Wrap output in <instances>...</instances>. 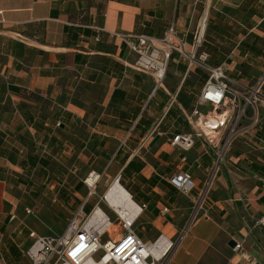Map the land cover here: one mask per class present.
Returning <instances> with one entry per match:
<instances>
[{
    "label": "crops",
    "instance_id": "obj_1",
    "mask_svg": "<svg viewBox=\"0 0 264 264\" xmlns=\"http://www.w3.org/2000/svg\"><path fill=\"white\" fill-rule=\"evenodd\" d=\"M198 15V0H0V264H31V232L61 234L81 207L92 210L83 182L92 171L98 188L120 176L121 192L145 205L135 228L175 243L168 264H249L230 239L264 264L253 219L264 214L263 109L216 168L209 217L183 236L215 157L202 137L187 151L169 141L195 133L188 117L208 73L174 55L156 87L114 35L159 36L175 24L191 38ZM207 18V62L249 88L264 71V0H211ZM180 170L196 180L189 194L169 182Z\"/></svg>",
    "mask_w": 264,
    "mask_h": 264
},
{
    "label": "built area",
    "instance_id": "obj_2",
    "mask_svg": "<svg viewBox=\"0 0 264 264\" xmlns=\"http://www.w3.org/2000/svg\"><path fill=\"white\" fill-rule=\"evenodd\" d=\"M96 28L103 30L101 27ZM198 30L193 32L191 42L188 32L180 31L175 24L168 25L159 36L136 32L114 33L136 54L134 68L151 73L156 87L163 85L174 55L187 61L188 66L198 65L208 73L197 107L188 117L195 133H179L169 141L171 145L187 151L193 147L195 136L202 137L215 157L203 186L193 199V211L182 230L184 234L199 219L209 217L206 200L216 176V168L224 160L234 138L241 131L249 132L256 128L260 124V111H264V71L253 85L241 89L222 65L212 66L207 62L209 54L202 50L204 35L200 37ZM249 111L252 112L250 124L239 126ZM120 179V176L116 178L117 181ZM169 179L176 189L186 194L191 193L197 185L195 178L184 170L176 172ZM100 180L101 174L95 171L83 179L89 197L98 193ZM103 200L107 202L104 194L98 203L101 204ZM108 205L115 213L114 219L103 207L107 214H103L101 221H91L96 205L88 213L81 207L61 234L39 235L31 232L32 243L26 250L31 264H168L175 243L170 241L162 244L161 238L145 241L135 228V221L145 205L138 204L140 209L134 216L121 214ZM253 219L254 226L264 228V214ZM113 226L120 228L116 237L109 231ZM154 249L161 251L159 255L153 253ZM233 250L249 264H256L255 258L245 250L243 242L236 241Z\"/></svg>",
    "mask_w": 264,
    "mask_h": 264
},
{
    "label": "bare ground",
    "instance_id": "obj_3",
    "mask_svg": "<svg viewBox=\"0 0 264 264\" xmlns=\"http://www.w3.org/2000/svg\"><path fill=\"white\" fill-rule=\"evenodd\" d=\"M211 0H208L207 2V9L206 12L203 13L200 22H199V30L200 37L204 35L205 28L207 25V17H208V7L210 5ZM119 181L115 180L113 183L107 188L104 195L106 197L107 202L117 209L118 212L121 214H129L131 216H134L138 209H140L138 206L136 207L120 190ZM127 212V213H126ZM103 214H107L103 207H100L98 204L96 205V211L91 216V221L98 222L101 221ZM110 231V230H109ZM165 239V238H164ZM166 240V239H165ZM163 241V240H161ZM167 241L166 243H168ZM165 243L164 241L162 244ZM163 251V250H162ZM161 251L154 249L153 253L156 255H159Z\"/></svg>",
    "mask_w": 264,
    "mask_h": 264
},
{
    "label": "rangeland",
    "instance_id": "obj_4",
    "mask_svg": "<svg viewBox=\"0 0 264 264\" xmlns=\"http://www.w3.org/2000/svg\"><path fill=\"white\" fill-rule=\"evenodd\" d=\"M182 1H184V0H182ZM191 1H194V0H191ZM206 7H207V0H198L199 15H198V17L194 18L193 21H192V24H191L192 26H191V30H190V31H191V32H190V34H191V38L189 37L190 41L193 39V36H194V33H193V32H195L196 30L199 29V22H200V19H201L203 13L206 11ZM189 24H190V20L188 21V25H189ZM208 29H209V28H208V18H207V25H206L205 31L207 32ZM206 32H204V37H205V33H206ZM189 36H190V35H189ZM251 116H252V112L249 111V112L247 113V116L244 117V118L241 120L239 126H245V125L250 124V122H251ZM112 183H113V181H112V182H105V181H102L101 186H99V188H98V193H97V194H93V195H91L90 198H89V202L91 203L92 208H93L95 205H97V203H98V201H99V199H100V196H102V195L105 193V191L107 190V188H108ZM121 184H122V183H121ZM98 205H99L100 207H104L107 211L110 212L112 218H113V219L115 218V213L111 210V208L109 207V205H108L107 202H105V201L103 200V201H101V204L98 203ZM104 211H105V210H104ZM105 212H106V211H105ZM87 213H88V212H87ZM62 230H63V228H60V229H58V232H62ZM118 232H120V228H119V227L117 228L116 226H113V227L110 229V233H111V235H112L113 237H116ZM182 235L184 236V232H182Z\"/></svg>",
    "mask_w": 264,
    "mask_h": 264
},
{
    "label": "water",
    "instance_id": "obj_5",
    "mask_svg": "<svg viewBox=\"0 0 264 264\" xmlns=\"http://www.w3.org/2000/svg\"><path fill=\"white\" fill-rule=\"evenodd\" d=\"M158 139H159V136L156 135V136L154 137V140L152 141V145H153ZM228 244H229L230 247L234 248L235 245H236V241H235L234 239H230L229 242H228Z\"/></svg>",
    "mask_w": 264,
    "mask_h": 264
},
{
    "label": "trees",
    "instance_id": "obj_6",
    "mask_svg": "<svg viewBox=\"0 0 264 264\" xmlns=\"http://www.w3.org/2000/svg\"><path fill=\"white\" fill-rule=\"evenodd\" d=\"M84 208H85V206H84Z\"/></svg>",
    "mask_w": 264,
    "mask_h": 264
}]
</instances>
